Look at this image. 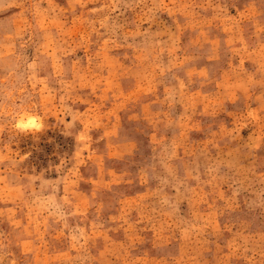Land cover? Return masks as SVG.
<instances>
[{
	"label": "rangeland",
	"instance_id": "374dc122",
	"mask_svg": "<svg viewBox=\"0 0 264 264\" xmlns=\"http://www.w3.org/2000/svg\"><path fill=\"white\" fill-rule=\"evenodd\" d=\"M0 264H264V0H0Z\"/></svg>",
	"mask_w": 264,
	"mask_h": 264
}]
</instances>
